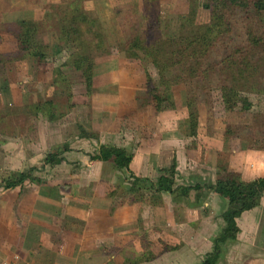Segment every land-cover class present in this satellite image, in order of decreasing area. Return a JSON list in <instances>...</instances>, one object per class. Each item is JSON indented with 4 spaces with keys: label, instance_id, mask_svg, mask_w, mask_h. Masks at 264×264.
<instances>
[{
    "label": "rangeland",
    "instance_id": "rangeland-1",
    "mask_svg": "<svg viewBox=\"0 0 264 264\" xmlns=\"http://www.w3.org/2000/svg\"><path fill=\"white\" fill-rule=\"evenodd\" d=\"M191 1L193 2L190 5L194 9V22L200 25L206 24L209 18L208 11L200 6L205 0H0V184L1 180L10 173L25 171L28 167L27 158L35 161L32 164L36 168L32 174L43 181L42 185L33 184L31 192L39 188L41 192L46 193L49 187L47 183L75 177L78 167L73 158L70 159L72 163H61L58 166L49 165L45 168L39 159H42L41 155L44 156L48 149L52 152L63 147L70 151L75 147L74 141L77 140L75 136L83 135V137L90 138L88 133H97L91 123L93 118L102 127V123H106L107 119L117 120L115 116L120 113L121 117L119 115L118 117L121 118V121L114 128L119 134L111 130H104V134H111L114 138L117 136L123 138L124 135L121 134L128 135L127 140L131 145L137 143L136 137H134L136 133L140 138L152 141L153 134L160 130L166 133L173 121H176L175 126L178 134L182 133L180 139L185 142L187 161L195 164V161L199 159L205 167L203 166L199 173L192 170L191 175L178 173L173 181V187L176 189L173 193L168 194L166 199L161 195L153 196L154 192L147 181L136 182L133 185L134 190L128 191L127 189V192L128 194L132 193L133 197H137L134 201L132 200L135 204L149 206V211L152 213L154 212L153 205L157 206L156 211H163V208L167 209L168 207L167 210L173 213L174 217L177 214L178 218L175 221H181L179 210L187 208L186 204L193 205L194 201V207L200 208L204 212L219 209L218 214L210 213L208 215V222L211 224L212 220L216 223L214 227H218L217 223L223 225L219 215L226 206L225 199L219 201L215 198L211 199L207 195L202 199L209 205H198L195 190L189 189L183 195L178 187L191 186L196 182H213L219 174L230 171L232 168L245 169L249 165V153L256 150L259 152L264 148V23L256 22L254 24L253 21L251 30L254 42L248 44L245 33L246 22L240 14L233 16L230 20V31L217 41L216 52L212 50L208 54L206 67L209 71L203 72L201 75L207 82L199 77L192 79L184 69L178 70L179 68H177L175 70L173 67L172 74L175 75V72L180 74L170 87L171 106L167 102L161 103V109L158 111H155V93L151 92V88L157 90V94L160 93L162 86L160 73L148 57L141 55V59H132L127 54L118 51L119 46L133 35L148 40L151 24L156 26L157 33L162 40H166V37L169 38L170 34L177 32L179 16L186 14L187 3ZM17 6L23 8L21 11L24 17H28L30 14L27 13L30 11L29 8L35 10L33 13L30 11L38 25V30L33 38L37 43L48 45L47 57L42 64L30 57L20 60L13 59L18 55L14 52V42L9 32L10 27L7 25L16 16L17 9L14 7ZM64 8L74 9L72 15L76 16L79 12L87 13V18H85L87 23H92L90 19H97L105 35V46L100 50L91 51L94 60V78L92 80L94 93L89 96L85 92L80 73L71 67H62L64 81H52L55 78L52 69L60 66L75 50L74 44L71 42L72 35L64 34L62 41L56 39L59 26L56 19L60 15L57 13ZM79 20L81 19L74 21V26L79 25ZM225 39H229L232 46L241 48L240 53L248 66L255 65L253 78L248 80L234 78L236 80H232L230 83V76L226 70L220 75L221 69H218L215 64L228 51ZM2 56L7 59L2 60ZM177 57L173 56L172 60L174 61ZM239 57H241L240 54ZM224 77L229 82L225 81V83L233 85L236 95L241 97L231 110L225 109L221 97L220 88L224 83L220 78ZM121 86L124 87L121 88ZM131 90L132 93L134 92L132 96L129 94ZM127 91L128 94H126ZM119 97L123 98L122 101ZM242 98L247 102L245 109L242 106ZM189 99L196 100L197 132L196 136L184 138V140L183 135H188L186 131V102ZM47 100L53 103L52 111L57 116L52 121H49L40 111L31 108V104ZM126 100L131 103L125 102ZM90 102L93 103L94 110L92 119ZM129 119L134 123H131ZM226 124L232 125L233 135H222ZM135 126L137 132H135ZM218 148H220L219 151ZM231 149L235 151H230ZM212 150L218 154L212 156L216 162L213 166H209L211 155L214 154ZM167 156L169 160V154L161 152V161L165 162ZM161 161L158 163L159 165L163 164ZM114 169L117 168L114 166ZM117 171L120 174L113 172L118 174L120 186L130 187L132 179L129 178L128 172L125 169H117ZM148 172L149 174L143 176V179L151 180L157 173L156 168H149ZM238 174L242 180H250L264 177V170L248 175H245L244 171ZM87 177L89 176L87 175ZM54 187L56 194L63 193L67 187L68 189L73 188L61 183ZM86 187L90 188L91 186L87 185ZM25 188L27 190L29 186ZM121 190V187L112 190L117 193V200L129 197L124 194L125 192L121 193ZM21 191H23L21 188L9 191L0 186V194L3 195L1 204L6 206L13 204L15 200L12 199V196ZM200 194L199 196H201ZM26 203L28 204L29 201L27 200ZM194 207L188 208L193 214H195ZM159 216L160 219L164 217L163 213H159ZM195 217V215L194 217L189 216L188 221L194 219L195 224L201 223L200 219H195ZM250 218L253 219V222L249 221ZM182 222L184 223L183 220L178 223ZM238 228L236 240L248 245V248L257 246V252L259 250L257 254H264V193L261 195L257 207L251 213H245L238 221ZM34 235L36 236V234ZM42 261L50 264L52 259L50 256H45ZM218 264H226V260H221Z\"/></svg>",
    "mask_w": 264,
    "mask_h": 264
},
{
    "label": "crops",
    "instance_id": "crops-1",
    "mask_svg": "<svg viewBox=\"0 0 264 264\" xmlns=\"http://www.w3.org/2000/svg\"><path fill=\"white\" fill-rule=\"evenodd\" d=\"M20 6L14 7L17 10L12 21L30 19L36 22L31 16L35 10L28 7L32 13L28 11L27 13L30 14L28 17H24L21 11L23 8ZM93 87L92 83L90 95L94 93ZM133 93L132 90L129 92L131 96ZM119 98L121 99V97ZM127 103H131V101ZM90 106L92 119V111H94L92 102H90ZM119 114L115 116L117 120L114 118L107 119L106 123H102V127L93 118L91 123L97 133H88L90 138L83 137V135L75 136L77 140L74 142L76 144L70 151L63 149V147L55 150L62 149V152L57 155L61 160L52 166L72 163L70 159L73 158L78 167V173L75 177L59 181L53 180L47 183L48 190L43 193L39 188L31 192L33 184L42 185L43 182L32 174L39 179L38 183L24 181L20 186L7 189L9 191L16 188L23 190L12 196L15 201L9 206L1 204L3 195L0 194V264H49L42 261L45 256L51 257L52 262L50 264H199L200 258L202 259L204 254L211 250L212 238L215 237L222 224L217 223L218 227H214L216 223L211 220L210 224L208 215L210 213L218 214L219 209L204 212L200 208L194 207V201L193 205L186 204L187 208L178 209L181 221H184V223L179 224L178 222L181 221H175L178 218L177 214L174 217V214L167 210L168 207L167 209L163 208V211H156L157 206L153 205L154 212L152 213L149 211V206L135 204L133 201L137 197H133L132 193L128 194L127 189L129 187L120 186L118 174H114V172L119 174L120 172L114 169V164L111 161L89 160L88 154H93L91 152L94 150L96 153L99 145L121 147L132 154L128 169L134 176L142 178L149 174V168H156L157 173L153 175L150 181H155L160 174L157 169L167 168L172 160L175 164L174 177L178 173L191 175L192 170L199 173L203 166L205 167L199 159L194 160L195 164L187 161L185 142L180 139L182 133L179 132L178 134L175 126L176 121H173L166 133L160 130L153 134L152 141H146L136 133L134 137H136L137 143L134 145H131L127 140L128 135L121 134L124 135L123 138H120L121 136L114 138L111 134H104L107 130L119 134L115 131L117 129H114L121 121V114ZM129 121L134 123L130 119ZM135 132H137V127ZM189 137L192 138L193 136L183 135V139ZM219 150L220 148H218ZM230 151L234 152L235 150L231 149ZM161 152L168 153L169 160L167 156L165 162H162ZM214 152L212 150V153ZM49 153L51 151L48 149L44 156L41 155L42 159H39L44 168L49 166L45 162ZM70 154L71 157L69 158ZM215 154L218 153L211 155L209 166L215 164L216 161L212 157ZM263 158L264 150L253 151L249 153V165L245 169L232 168L231 171L238 173L244 171L245 175L262 171L264 170ZM28 159L27 168L35 170L36 167L32 164L35 161ZM160 161L163 164L159 165ZM112 179L114 180L112 181ZM60 183L73 188L68 189L67 187L63 193L58 192L60 194H56L54 185ZM25 184L27 186H24ZM87 185L91 187H86ZM28 186L29 188L25 190V187ZM118 187H121V193L125 192L124 194L129 195V197L117 200L118 195L112 190H116ZM155 195H161L166 199L168 193L154 192L153 196ZM200 195L196 200L198 205H209L207 201L202 199L207 195L211 199L224 201V198L213 192H202ZM27 200L29 201L28 204L26 203ZM189 207L195 208V214L188 210ZM255 207L243 211L235 219L237 228L238 221L242 219V216L247 212L251 213ZM159 213H163L162 219H160ZM194 215L196 216L195 219H200L201 223L195 224L194 219L188 221L189 216L194 217ZM252 220L250 218L249 221ZM236 239L235 236V241L233 240L225 246L217 264L221 260H226V264L230 262L233 264H264V254H257L259 253L257 246L256 248L249 247V250L248 245L242 244ZM177 245L180 247L178 246V248ZM37 255L38 257H36Z\"/></svg>",
    "mask_w": 264,
    "mask_h": 264
},
{
    "label": "trees",
    "instance_id": "trees-1",
    "mask_svg": "<svg viewBox=\"0 0 264 264\" xmlns=\"http://www.w3.org/2000/svg\"><path fill=\"white\" fill-rule=\"evenodd\" d=\"M193 2H188L187 12L179 16V24L177 32L170 34L166 40L160 38L157 33L156 26L150 27V35L148 40H143L137 35H133L124 44L119 46L118 51L127 54L132 59H141V55L148 57L153 66L161 75L160 93L151 88V92L155 93V111L161 109V103L167 102L171 106L170 87L175 83L179 74H172V68L184 69L192 79L201 80L203 72L209 71L206 67L208 54L215 50L216 43L221 39L222 35L228 33L231 29V18L236 14H240L246 22V40L248 44H252L253 33L251 26L256 22L264 23V0H205L200 6L207 9L208 21L206 24H196L194 22V9L190 5ZM58 8V7H57ZM60 13V15H59ZM74 9L64 8L59 11L56 19L58 23L57 41L63 40V35H72L71 42L74 44L75 50L63 61L57 68L52 69L55 76L52 81H64L62 67H71L78 71L84 83V89L89 96L92 89L93 66L94 60L91 55L92 50H100L105 46V35L100 23L90 19V23L85 21L87 13L72 15ZM82 14V15H81ZM79 20V25L74 26V21ZM249 19V21H248ZM10 35L14 42V52L18 55L13 57L15 60L24 58H35L42 64L47 57L48 45L35 42L33 38L38 30V25L30 19H18L7 25ZM255 39V38H254ZM228 44V51L221 56L215 66L221 69L220 75L224 70L229 74V81H235L238 78L245 80L253 78L255 71L254 66H248L242 57L241 48L234 47L229 43V39H225ZM258 41V39L256 38ZM255 40V44L257 41ZM233 51V52H232ZM216 52V50H215ZM140 54V55H139ZM239 54L241 57H239ZM3 55V54H2ZM9 56V55H8ZM173 56H178L174 61ZM238 56V57H237ZM2 60H6L2 56ZM10 60V59H8ZM254 64V63H253ZM238 76V77H237ZM236 78V79H234ZM224 83L221 85V97L226 110H231L239 97L236 95V89L228 82L226 78H220ZM207 82V81H206ZM229 83V82H228ZM194 99H189L186 102V124L189 136L196 134L197 127V109ZM239 101V100H238ZM245 109L247 107L246 99L242 98ZM31 108L35 111H40L46 118L51 121L57 116L52 111L53 103L51 101H43L41 103L31 104ZM30 108V107H29ZM223 135L231 136L232 125L226 124L223 130ZM264 150V148H262ZM62 152V149L51 152L47 155L45 162L49 165L57 164L61 158L57 157ZM132 154L126 152L121 147L113 145H100L96 153L88 154L89 160L111 161L117 169H125L128 172L131 180L129 191L134 190V184L138 181H147L153 192H164L171 194L176 189L173 187V179L175 175L174 160L167 168H161L160 174L155 181L146 180L134 176L128 169V164ZM33 168H27L25 171H15L1 180L0 186L4 189L20 186L24 181L38 183L39 179L32 175ZM181 194L185 195L189 189L195 190L196 197L202 192H213L219 197L226 200V206L221 211L219 217L223 222L219 232L212 238L211 250L204 254L199 264H217L218 259L223 254L225 246L235 240L238 228L235 224V219L246 210H249L258 205L261 195L264 193V177L242 180L235 171H226L219 174L213 182H196L193 185L179 186ZM203 189V191H201ZM201 191V192H199ZM199 193V194H198Z\"/></svg>",
    "mask_w": 264,
    "mask_h": 264
}]
</instances>
